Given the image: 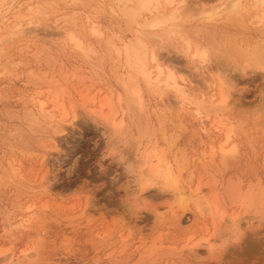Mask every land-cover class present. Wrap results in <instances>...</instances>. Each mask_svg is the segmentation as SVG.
Here are the masks:
<instances>
[{
  "label": "rangeland",
  "instance_id": "rangeland-1",
  "mask_svg": "<svg viewBox=\"0 0 264 264\" xmlns=\"http://www.w3.org/2000/svg\"><path fill=\"white\" fill-rule=\"evenodd\" d=\"M183 1L176 7L193 10L185 33L192 48L206 47L213 55L203 34L207 27L220 46L218 53L222 34L241 48L245 42H264V25L258 23L264 4L241 0L232 20L222 15L205 21L204 10L223 0ZM159 2L161 9L153 15L174 7ZM148 13L131 18L117 0H0V252L5 251L0 264H264V202L242 197L252 187L264 199V71L242 73L220 55L210 57L203 72L195 70L196 63L177 51L182 45L178 40L156 37L161 30L145 26L153 17ZM69 18L71 26L65 22ZM91 26L105 35H91ZM68 31L92 52L76 50ZM137 38L158 58L148 68L160 64L170 69L195 93L218 95V78L224 74L227 105L215 102L198 110L172 90L162 96L152 93L138 79L142 115L149 124L142 130L151 134L138 140L123 91L129 71L106 44L111 39L115 46L125 45ZM210 82L217 88L208 89ZM52 95L63 105L60 111L46 110L56 116L45 121L37 101ZM103 97L117 108L126 135L114 138L88 114L98 103L87 99ZM47 102L48 108L54 106ZM63 112L70 123L59 122ZM214 118L220 119L218 130L210 124ZM55 120L65 132L54 129ZM229 127L224 149L234 145L235 151L224 156L219 151ZM151 145L166 149L174 171L180 166L183 205L174 203L171 193L142 190L136 182L141 166L146 169L140 165L145 148ZM214 194L221 216L207 209ZM196 196L203 200L201 210L193 201ZM233 217L239 230L230 228ZM197 242L201 244L194 252L188 250Z\"/></svg>",
  "mask_w": 264,
  "mask_h": 264
},
{
  "label": "bare ground",
  "instance_id": "bare-ground-1",
  "mask_svg": "<svg viewBox=\"0 0 264 264\" xmlns=\"http://www.w3.org/2000/svg\"><path fill=\"white\" fill-rule=\"evenodd\" d=\"M130 1L131 0H117L118 4L121 5L122 13H124L125 15H127L131 18H134V19H135V17H138L143 12H149L148 14H150L154 10H156L157 7H159L161 9V7L158 6L160 4L159 0H135V3H134L135 5L132 8H130V6H127V3ZM164 3L167 6L174 5V7L172 9L170 8L171 10L167 9V12H168V10H169V12L166 14L158 13V14L153 15V13H152L153 17H151V20L148 23H146L145 26L147 28L149 27V28L161 30V32L159 34H157L156 37L160 38V37L164 36V38L168 39L169 41L178 40L182 45H180V49H178L177 51H179V52L183 53V55L187 56L189 58V60L191 61V63L192 62L196 63L195 68H197V69H195V70H201V72H203L205 69L208 68L207 63L209 62L210 57L217 59L218 55H220L224 58L226 65H227V62L229 60H231L234 62L233 66H234V64H237L235 66L237 68L240 67V70H241L240 72H242V73H244V71H247L245 69L249 70L250 68L255 69V70L264 71V42H262V43L253 42L252 44L245 42V43H242L243 45H245V48L244 47L241 48L240 44H238L235 41V39L231 40L229 37L222 34L220 37V41H219L223 45L222 52L218 53L220 46L218 43H214L210 39V37L212 35V30L209 27H207L203 31V34L205 37V41L208 44V47H210V49L212 50L213 55H210V53L206 47H200L199 48L195 45V48H192L190 43L187 41L188 39H186V37H185L186 36L185 33L188 29V27L186 28V24L192 18V16L189 15V12H191L192 9L188 8L187 10H181L179 7H176V6H179L178 4H180V3L183 4L184 3L183 0H181L177 4H175V0H164ZM164 3L162 2L161 4H164ZM240 3H241V0H223V2H221L217 7H214V8L209 9V10H204L203 13L206 14L207 18L204 17L203 19L205 21H213L217 17H220L222 15H226V19L232 20V18L235 17V15H238V12L241 10ZM257 4L260 6L263 5L264 0H259V1L256 0V5ZM253 8L257 9L255 4H254ZM192 12H193V10H192ZM201 12L202 11H200V13ZM149 17H150V15H149ZM148 19H150V18H148ZM72 20H73L72 18L65 19V22H67L66 24L68 25L70 23V21L72 22ZM258 23L264 25V11H262L261 15L258 17ZM69 26H71V25L69 24ZM146 27H144V28L146 29ZM88 29H90L89 32H91V35H93L97 38H101V36L105 35V34L101 35V32L98 30L97 26L96 27L91 26V28H88ZM141 31H143V30H141ZM19 32H21V30ZM135 32H137V31H135ZM147 32L150 33L149 31H146L145 33H147ZM145 33H143V34H145ZM74 34H75V32L67 33V39L69 40V43H71L72 46H74V48H76V50L83 52V54H85V55H86V52H92V48L88 45H87V47H84L83 43L80 41L81 39L77 38ZM65 35H66V33H65ZM147 36H149V35H147ZM117 39H119V38H117ZM144 40L146 42V39H144ZM95 42H96V40H95ZM106 44H107V47H112L114 49V51H115L114 53H116V56L118 57V59L121 58L124 61V64H125L124 66L127 67L128 71H129V73L126 76V80H125L126 82L124 81V83H123V91L125 94L124 98H126V105L125 106L129 105V107H130L129 111L132 112V114L134 115V117L136 119V120L134 119L135 124L134 123L133 124L137 130L136 134L138 136L136 135V137H138V140L142 139L143 136H145V137L148 136L150 139V135H151V134L144 133V131L142 130L143 125H145L146 128H148L149 124L147 122L146 116L144 117V115H142V111H143L142 110L143 109L142 89L140 88L139 83L137 82L138 79H141L143 81V83L145 84V86L148 88V90H150L152 93L159 95V96H162L165 94V92L167 90H172V91H174V93H176L177 97H179L182 102H188L190 104H193L196 106V108L198 110L200 108L207 109V106H208V108H210V107H212V105L215 102L217 103V105L219 107H225L227 105V102H228L227 98L229 95L225 91V87L223 86V82H222L224 80V79L222 80V77L224 78V74H220V77L222 75L223 76L221 78H218L219 79V81L217 82L218 88L215 87L216 86L215 82H210V86H207L208 89L209 88L211 89L213 87L217 88L218 89V95L214 94L212 91L208 90L207 91L208 97H207L205 94H202L203 92L201 93V91H200V93H195L196 90H194L191 86H189L190 83L188 85L186 83L183 84L182 83L183 80L180 78L178 79V77L175 76L176 73L174 74L170 69H163L162 67H160V64H156L154 70L148 68L149 67V65H148L149 61L156 62V61H158L157 60L158 58L156 59V55H155L154 51L152 52V54L150 53V51H148L147 45H146V43H144L142 41V38L141 39L137 38L134 42L132 41V42H129L125 45H119V46H115V44L113 43V40L111 41V39H109ZM117 44H118V41H117ZM156 44H157V42H156ZM158 44H160V43H158ZM160 46H161V44H160ZM152 47L153 46H151V48ZM104 48H105V46H104ZM149 49H150V47H149ZM107 51H109V50H107ZM156 54H158V53H156ZM159 62H160V60H159ZM160 63H162V62H160ZM228 64H232V62L231 63L228 62ZM234 69L235 68H233V70ZM203 76H205V75H203ZM189 82H191V81H189ZM230 83H231V81H230ZM189 91H191V93H189ZM88 92H89V90H88ZM56 99H57L56 96L52 95V97L48 98L45 101L44 100L43 101H40V100L37 101L38 102L37 103L38 104L37 105L38 113L41 117L45 118V121H46V118L52 119V116L54 115V114H52V116H48L47 114H50V113H47V114L44 113V112H48L46 110H49V109L52 110V108H55V110L58 111L59 109H61L60 107H62L63 104L59 105V103H56ZM50 100L52 102L51 105H54V106H51V108H48L47 107L48 106L47 101H50ZM87 100H88L89 104H91V105H95L96 103H98V105H97L98 109L97 110H93V111L90 110L89 113L88 112L87 113L89 115L91 114L90 116H92V117L95 116L94 117L95 120L102 123L107 128V130L110 131V134H112V136L114 135V138H116V136L119 137V135H120V137H122L121 134L126 135V134H124V131L127 132V130H125L126 128H124L125 126L122 122V119L116 118L117 117L116 115H118L117 114L118 112L116 110L117 108L115 109L107 99H105L103 97V100H99V101L96 98H90V99L88 98ZM117 100H118V102L121 101L120 98ZM112 104H113V102H112ZM57 105H59V106H57ZM129 107L125 108V109H129ZM104 110H106L105 113L103 112ZM134 110H135V112H133ZM59 115H60V113H59ZM54 116H56V115H54ZM65 118H67L66 113L63 112V113H61L60 119L58 117V118H56V120L57 121L61 120V121H59L60 123L61 122L70 123L68 121H64ZM56 120H55V122H52V123L53 124L56 123L53 126H54V129L56 128V130H58V129L62 128L63 126H62V124H61V126H59L58 125L59 123H57ZM218 120H220V119L214 118V119L210 120V124L212 126H214L215 130H218V126H217V124H219ZM225 123L223 122V120H221L222 125ZM48 124L50 125L49 122H48ZM220 127H221V125H220ZM63 129L64 128H62L58 131L63 132L64 131ZM123 129H124V131H123ZM204 129H205V127H204ZM231 131L232 130L230 127L226 128V130H224L225 139H224V143L220 146V151H219V152H222L220 154H222L224 156H227L230 154V152L235 151L234 145H232V146L230 145L231 146L230 148L224 149V145L227 144V142L229 141V139L231 137ZM55 133L57 134V131L52 133V135L55 136L56 135ZM49 135H51V134H49ZM50 137H52V136H50ZM119 138H118V141H119ZM50 140H52V139L50 138ZM151 146H153V147H149V148L147 147L148 149L145 148L146 150L144 151L143 161H141L140 165H143V167H145L146 169H145V171L143 170L144 172L142 171V166H141V169L139 168L140 170L137 169L139 172H138V177H135V178H137L136 182L138 183L139 187L142 188V190L147 189L149 187H152V188L155 187L158 189V191L160 190L161 192L171 193L174 195L173 196V200H174L173 202L178 203L180 206L183 205L184 203H186L187 200L185 199L186 197L183 194V190H181V187L179 186V183H180L179 179L181 181V177L179 176L180 171H181L180 166L176 165V167L178 169L176 168L177 172L174 171L173 167L171 166V164L169 163V161L166 157V153H165L166 149L163 147L157 148L156 146L154 147V145H151ZM142 152H143V150H142ZM223 153H225V154H223ZM140 156H141V152H140ZM142 162H143V164H142ZM140 165H139V167H140ZM135 176H137V175H135ZM133 184H134V180H133ZM244 193H245V196H242L243 198L246 197L248 199V197H251V198L254 197L253 198L254 202H256L255 200H259L257 202L260 205H263L262 203L264 202V199L263 198H261L262 200L260 199V196H262V195H260V192L258 190H256L255 188L249 187V189L246 190ZM239 197L241 198V196H239ZM193 201L196 205V208H199L201 210V205H202V201H203L202 198L196 196V198L193 199ZM207 206H208L207 209L210 212H212V213L216 212L217 214H219V216H221L223 214V212L219 208L220 205L218 206L217 195H215V194L213 195L212 201L207 203ZM238 221H239L238 218L233 217L230 220V228L233 230L238 228L239 227ZM236 230H239V228ZM204 243L207 244V240H205ZM200 244L201 243L197 242L194 245H192L191 247H189L188 250L194 252V250L197 247H199ZM3 253H5V251L0 252V254H3Z\"/></svg>",
  "mask_w": 264,
  "mask_h": 264
}]
</instances>
